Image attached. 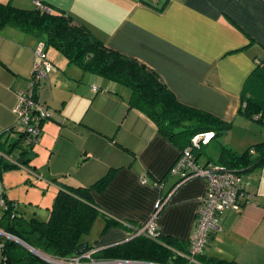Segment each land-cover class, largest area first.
Listing matches in <instances>:
<instances>
[{"label": "crops", "instance_id": "0c3cea01", "mask_svg": "<svg viewBox=\"0 0 264 264\" xmlns=\"http://www.w3.org/2000/svg\"><path fill=\"white\" fill-rule=\"evenodd\" d=\"M36 1L67 12L108 48L153 68L182 104L232 124L246 117L240 112L243 88L256 68L255 62L264 59V0H160L162 10L148 5L149 0L0 3L10 2L18 9L31 10ZM38 42L36 37L13 27L0 31V195L14 202L17 200L6 191V175L1 166L21 163L18 150L15 155V150L8 153L21 131L14 108L19 92L31 77ZM47 55L51 61L58 59L45 50L46 58ZM60 71L52 68L48 77L59 75ZM80 71L82 79L100 86L92 89L93 99L87 96L90 109L96 113L82 118L79 128L89 137L88 153L99 160L87 164L85 172L73 181L66 177L68 174L54 175L55 196L59 191L56 180L68 186L87 187L112 168L118 169L105 191L93 192V201L103 215L136 229L153 218L161 200L168 195V205L156 220L158 231L163 236L189 241L197 227L205 181L192 178L175 187L181 177L172 170L180 150L158 133L145 114L129 107L128 88ZM242 119L245 118L240 120L244 124ZM71 157L74 164L80 158L74 152ZM71 160L62 169L68 168ZM89 165L92 166L88 168ZM251 173L242 176L248 198L243 200L240 211L219 215L220 229L211 233L207 256L238 264H264V167ZM83 176L90 179L85 181ZM103 225L102 221L100 231ZM99 235L90 244L99 250L130 238V233L122 228Z\"/></svg>", "mask_w": 264, "mask_h": 264}, {"label": "trees", "instance_id": "16d2710c", "mask_svg": "<svg viewBox=\"0 0 264 264\" xmlns=\"http://www.w3.org/2000/svg\"><path fill=\"white\" fill-rule=\"evenodd\" d=\"M40 2L44 9L36 6L35 9L25 10L14 7L10 2L0 3V31L13 27L32 35L38 39V43L45 44V50L54 48L70 65L79 67L84 73L128 88L131 93L129 107L145 114L153 121L158 133L180 150L176 164L188 148L192 149L193 159L198 163L204 154V147L231 131L232 123L182 104L153 68L137 58L108 48L83 23L67 12ZM147 4L159 10L163 9L159 6L160 0L157 4L149 0ZM255 67L245 82L243 107L240 112L250 119L264 123V59L256 61ZM29 82L34 83L33 98L38 100L42 81L36 79L34 71ZM46 121L47 119H42L40 122L37 138L23 128L19 140L10 147L8 153L19 151L22 167L29 166L35 159L33 147L38 142L36 139H40ZM207 134H212L210 141L202 144L200 149L193 148V138ZM218 146V159H208V164L220 166L225 171L241 176L264 167V141L249 147L243 153L221 143ZM11 167H15L14 164L6 163L1 166L4 170ZM118 171L112 168L105 176L87 187L68 186L56 180L59 191L47 221H40L35 217L23 218L18 214L19 207L13 208L18 203L7 200L9 208L0 213V227L29 247L53 258L74 257L91 248L83 238L88 236L96 222L101 220L104 225L99 236H104L113 228H122L130 233L128 241L99 250L97 256L105 260L144 264H238L236 261L206 255L207 245L213 238L211 234L203 254L197 256L194 262H190V240L180 241L162 234L157 239L136 235V230L143 226L130 229L119 220L103 215L93 201V192L105 191ZM183 182L185 181L181 178L175 187ZM167 197L168 195L164 196L159 204L157 218L168 205ZM21 247L16 241L5 242L3 255L9 264H44L41 259L34 257L28 250L23 251Z\"/></svg>", "mask_w": 264, "mask_h": 264}, {"label": "rangeland", "instance_id": "374dc122", "mask_svg": "<svg viewBox=\"0 0 264 264\" xmlns=\"http://www.w3.org/2000/svg\"><path fill=\"white\" fill-rule=\"evenodd\" d=\"M46 52H50L52 55L56 54L58 59L52 60L54 63L51 61L50 55H47V59L52 63L53 68L61 71L59 75L50 77H48L49 72L47 71V76L42 80L39 90L38 101L46 107L49 117L43 127L40 139L33 147V152L37 156L29 166L24 165L21 168L15 166L2 170L3 174L5 173L6 175V191L10 194L11 198L18 202V214L25 219L35 217L40 221H47L49 219L50 209L54 203L56 187L52 177L54 175L61 177L68 174L66 177L70 181H73V178L85 172L87 164L90 162L93 164V160H99V158H94L88 153L86 146L90 144L88 142L89 137L88 135L84 136L81 130L79 131V128L82 118H85L86 115L87 117L95 115L96 112L93 108L90 109V100L87 96L89 95L90 99H93L94 93L92 89L94 87L100 88V86L82 79L83 73L80 71V68L70 65L68 60L54 48L49 47L46 49ZM33 71L34 68L30 76H32ZM29 84L30 82L28 81L26 88L19 92L17 105L21 100V94L26 92ZM123 88L126 87L123 86ZM70 116L79 118L77 120L73 118L69 119L68 117ZM241 118H245L242 119L244 124L241 123ZM18 128L23 129L20 124ZM263 141L264 123L242 116L235 124H232L231 131L227 135L218 138L210 145L204 147V154L199 160L200 164L206 163L208 159L214 161L218 159L219 143L233 147L237 152L243 153L249 147ZM16 152L17 150L13 152V155ZM73 152L80 157L76 164H74V159L71 157ZM69 160H71L70 166L62 169L63 165ZM91 166L89 165L88 168ZM248 175L251 176L252 173L250 172ZM83 178L85 181L90 179L87 176H83ZM101 225L102 221H97L91 233L84 237L83 241L93 244L100 233ZM18 244L22 246L23 251L28 250V252L37 258L35 252H32L20 243ZM18 251L21 253L20 248H18ZM1 259L2 254L0 253V261Z\"/></svg>", "mask_w": 264, "mask_h": 264}, {"label": "built area", "instance_id": "2783aa9c", "mask_svg": "<svg viewBox=\"0 0 264 264\" xmlns=\"http://www.w3.org/2000/svg\"><path fill=\"white\" fill-rule=\"evenodd\" d=\"M157 4L159 0H152ZM36 6L44 9L40 1L35 2ZM35 77L38 81H42L47 76V71L53 68L52 63L45 56V44L38 43L35 50ZM33 82H30L26 92L21 94V100L14 108V113L18 115V123L32 136L36 137L40 133L39 125L42 119H47L46 107L38 100H35L33 91ZM212 138V134L200 135L192 140V146L200 149L202 144H207ZM36 141H38L36 139ZM192 149H186L181 159L173 168L172 172L180 176L184 181L192 178H201L206 183L205 193L201 199V204L197 213V227L192 235L191 252L188 256L190 262H194L195 258L203 254L207 240L211 233L220 229L219 215L225 211H240L243 207V200L247 199L244 192V180L238 173L225 171L220 166L213 164L201 165L197 163L192 156ZM22 167L20 163H15ZM148 180H144L147 183ZM19 207L18 204L13 206L14 209ZM9 208L8 201L0 196V213ZM157 213L143 227L136 230V235H143L151 239H157L160 235L156 226ZM7 240H19L13 235L7 233L0 227V253L2 259L0 264H9L7 258L3 255L4 244ZM20 241V240H19ZM17 242V241H16ZM28 246V245H27ZM29 247V246H28ZM32 249L31 247H29ZM33 252L41 259L44 264H126L131 262H119L105 260L97 256L99 249L91 247L85 249L80 254L70 258H53L42 254L34 249Z\"/></svg>", "mask_w": 264, "mask_h": 264}, {"label": "water", "instance_id": "95a60500", "mask_svg": "<svg viewBox=\"0 0 264 264\" xmlns=\"http://www.w3.org/2000/svg\"><path fill=\"white\" fill-rule=\"evenodd\" d=\"M18 243H20L21 245H23L24 247H26V248H28V249H30L25 243H23L22 241H19V240H16ZM32 252H33V250L32 249H30ZM126 264H144V263H126Z\"/></svg>", "mask_w": 264, "mask_h": 264}]
</instances>
